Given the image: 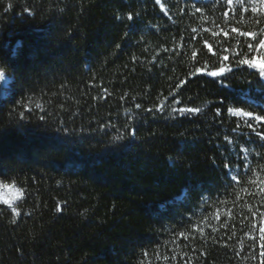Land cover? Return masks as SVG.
<instances>
[{
    "label": "trees",
    "instance_id": "trees-1",
    "mask_svg": "<svg viewBox=\"0 0 264 264\" xmlns=\"http://www.w3.org/2000/svg\"><path fill=\"white\" fill-rule=\"evenodd\" d=\"M162 4L0 0V264H264V0Z\"/></svg>",
    "mask_w": 264,
    "mask_h": 264
},
{
    "label": "snow or ice",
    "instance_id": "snow-or-ice-1",
    "mask_svg": "<svg viewBox=\"0 0 264 264\" xmlns=\"http://www.w3.org/2000/svg\"><path fill=\"white\" fill-rule=\"evenodd\" d=\"M241 2H242V0H241ZM229 3H231V0H229ZM8 7L11 8L12 5L9 4ZM5 11H7V9H5ZM197 11H198V9H197ZM253 11H255V9H253ZM128 19L131 20V19H133V17H132L131 15H129ZM225 35H227V34L225 33ZM247 35L251 36L252 34H251V33H248ZM209 47H211V45H209ZM261 47H264V41L261 42ZM223 60H224V61H227V60H228V57H227V56L223 57ZM238 62L241 63V64L248 65V66H250V67H256V66H257V62H256V61H252V60H248V59L240 60V61H238ZM231 68H232V67H230V66L226 68V67L223 65V63H221V66H220V68H219V72H217V71H212V72H210V73H213V72H214L216 75H222V74H224L225 72H228ZM259 70L262 71V72H264V67L259 68ZM4 73H5L4 70H0V79H3V78H4ZM202 74H203V75H208L209 73H208V72H205V73H202ZM36 107L39 108L40 105L37 104ZM136 108L139 109V108H140V105L137 104V105H136ZM149 111H151V110H149ZM159 111H160L161 113H163V112H164V109H160ZM194 111H195V112H199V109H196V110H194ZM227 111H228L229 113H232V109H228ZM216 114H217V115L220 114V109H219V108L216 109ZM241 114H242L245 118L251 117L254 121H257V122H264V116H253V113H252V112H242V113H241L240 111H237V112L233 113V115H236V116H239V115H241ZM191 115H193V112H190V111H188V110H183V109H181V110H177V109H175V108H173L172 111H170V112L167 113V116H168V117H171V118H174V119H176L178 116H191ZM41 119H43V117H41ZM134 119H136V122L138 123V119L135 118V117H134ZM252 126L254 127L255 125L253 124ZM113 128H114V126L111 125V124H109V125H107L105 131L107 132L108 129H113ZM93 131H99V129H93ZM126 131H127V129H126ZM261 131H262V134H264V130H261ZM131 136H132L133 138H135V136H136L135 131H132ZM123 139H125V134H124V133H120V134H117V135L112 136V142H113V143L116 142V141H121V140H123ZM221 166L224 167L225 165L222 163ZM226 166H227V167H231L232 165H231V163H228ZM234 180H235V178H234L232 181H234ZM9 185H10V184H5V185H0V186H2L3 188L7 189V187H8ZM11 185H13L14 187H16L14 184H11ZM229 186H230V185H229ZM229 186H228V187H229ZM225 189H226V188H225ZM18 190H19L20 193H22V191H21L20 189H18ZM22 195H23V193L20 195V197H21ZM10 204H11V202H7V203L4 202V205H5V206H8V205H10ZM12 210H13V211H16L15 209H12Z\"/></svg>",
    "mask_w": 264,
    "mask_h": 264
},
{
    "label": "rangeland",
    "instance_id": "rangeland-1",
    "mask_svg": "<svg viewBox=\"0 0 264 264\" xmlns=\"http://www.w3.org/2000/svg\"><path fill=\"white\" fill-rule=\"evenodd\" d=\"M158 2H160L159 4L162 3L161 0H158ZM256 62H257V67H260V68L264 67V62H261V61H256ZM217 72H219V70H217ZM208 73L211 76H217L214 72L213 73L208 72ZM262 77L264 79V72H262ZM1 81L4 85H8V83L10 82V78L7 74L4 73V78L1 79ZM3 94H5L4 90H3ZM237 111H240V110H233L232 112L235 113ZM240 112L242 113V111ZM19 196H20V193L16 188H13L12 186H8L7 189H5L2 186H0V200L1 201H4L6 203L11 202V204H13L18 199Z\"/></svg>",
    "mask_w": 264,
    "mask_h": 264
}]
</instances>
